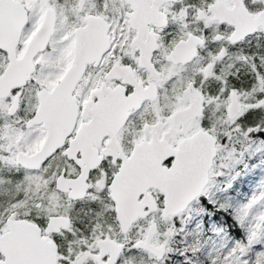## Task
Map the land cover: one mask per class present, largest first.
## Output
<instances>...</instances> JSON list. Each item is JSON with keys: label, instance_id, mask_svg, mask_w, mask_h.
Here are the masks:
<instances>
[{"label": "snow or ice", "instance_id": "snow-or-ice-1", "mask_svg": "<svg viewBox=\"0 0 264 264\" xmlns=\"http://www.w3.org/2000/svg\"><path fill=\"white\" fill-rule=\"evenodd\" d=\"M0 264H264V0H0Z\"/></svg>", "mask_w": 264, "mask_h": 264}]
</instances>
